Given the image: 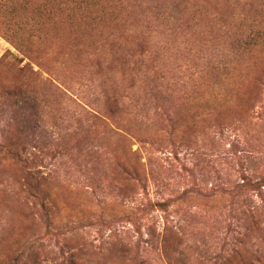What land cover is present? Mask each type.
Wrapping results in <instances>:
<instances>
[{
	"label": "rangeland",
	"instance_id": "374dc122",
	"mask_svg": "<svg viewBox=\"0 0 264 264\" xmlns=\"http://www.w3.org/2000/svg\"><path fill=\"white\" fill-rule=\"evenodd\" d=\"M0 0V264H264V0Z\"/></svg>",
	"mask_w": 264,
	"mask_h": 264
},
{
	"label": "trees",
	"instance_id": "16d2710c",
	"mask_svg": "<svg viewBox=\"0 0 264 264\" xmlns=\"http://www.w3.org/2000/svg\"><path fill=\"white\" fill-rule=\"evenodd\" d=\"M78 4H82L83 2H87L86 0H77Z\"/></svg>",
	"mask_w": 264,
	"mask_h": 264
}]
</instances>
